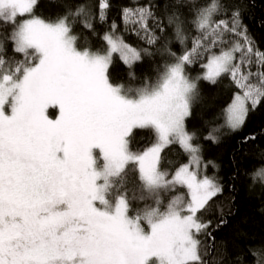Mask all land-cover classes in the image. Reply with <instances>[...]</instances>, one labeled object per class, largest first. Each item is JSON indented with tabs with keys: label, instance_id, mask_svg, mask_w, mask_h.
Returning <instances> with one entry per match:
<instances>
[{
	"label": "snow or ice",
	"instance_id": "1",
	"mask_svg": "<svg viewBox=\"0 0 264 264\" xmlns=\"http://www.w3.org/2000/svg\"><path fill=\"white\" fill-rule=\"evenodd\" d=\"M45 3L60 9L54 18L39 15ZM250 7L132 0L119 14L138 48L108 23L111 0L96 9L85 0H0V264H264V240L230 251L217 238L234 198L218 202L225 184L207 174L217 166L199 143L243 133L264 108V50L245 23ZM97 24H107L103 35ZM96 39L106 45L93 49ZM114 54L128 84L110 79ZM145 60L152 74L137 77ZM225 80L230 103L198 137L188 125L202 84ZM137 130L149 134L143 148ZM258 136L264 128L240 144ZM174 145L188 160L170 167ZM130 170L138 188L128 186Z\"/></svg>",
	"mask_w": 264,
	"mask_h": 264
},
{
	"label": "trees",
	"instance_id": "2",
	"mask_svg": "<svg viewBox=\"0 0 264 264\" xmlns=\"http://www.w3.org/2000/svg\"><path fill=\"white\" fill-rule=\"evenodd\" d=\"M93 9H96L98 2L102 0H85ZM203 0H196V3H202ZM113 5L108 23L115 21L120 30V34L124 36L125 42L135 47H141L140 40L132 33L125 31L123 18L119 14V9L122 6H131L132 0H111ZM250 10L246 17L250 33L255 37L261 50H264V0H250ZM54 5L45 3L39 15L42 18H54L57 12ZM97 29L100 35L107 30V24H97ZM106 45V42L96 39L92 42L93 49L101 48ZM180 45L175 43L173 50H177ZM160 60L159 57L156 58ZM153 62L145 60L142 63L138 62L135 66V75L143 77L151 75ZM255 70V69H253ZM199 69H196L192 74L196 75ZM128 66L119 58V54H114L113 64L109 67L110 79L114 83H129ZM135 86V85H132ZM204 100L202 105L197 108V118L189 122V128L196 131L198 137H203L207 134L214 124H219L218 119L220 110L230 103L233 95L232 88L227 80L219 87H210L206 83L202 84ZM213 121V123H209ZM264 128V108L258 109L251 115L247 126L243 133L237 135L225 136L220 144H213L203 139L199 143L203 148V158L205 161H212L217 167V174L223 179L225 184V193L223 197L218 198V202L227 204L229 198H234L232 208L234 215L229 218V223L218 232L217 238L229 242L230 251L233 250V245H238L243 248L245 244L259 242L264 240V176L255 175L260 169L264 168V158L261 157V151H264V137L258 136L255 142H249L241 145L240 140L245 134L258 133ZM223 131V130H222ZM149 134L144 131L137 130L136 143L143 148L149 141L146 137ZM165 160L170 167L178 166L183 162H187L188 157L180 148L179 145L170 146L166 150ZM239 169L240 178L234 179L236 172ZM128 186L130 188H138L139 181L137 175L133 171L128 172ZM234 185V190H233ZM251 185V191L249 190ZM176 194H184L177 190ZM168 198H171L169 194ZM145 202L133 201V208L143 207ZM167 203V200H165ZM213 211H215L213 209ZM215 220L217 217H211ZM246 234V236L241 234ZM253 239H247V238Z\"/></svg>",
	"mask_w": 264,
	"mask_h": 264
},
{
	"label": "rangeland",
	"instance_id": "3",
	"mask_svg": "<svg viewBox=\"0 0 264 264\" xmlns=\"http://www.w3.org/2000/svg\"><path fill=\"white\" fill-rule=\"evenodd\" d=\"M207 174L212 177V176H218L217 174V169L212 167V166H209L208 169H207Z\"/></svg>",
	"mask_w": 264,
	"mask_h": 264
}]
</instances>
